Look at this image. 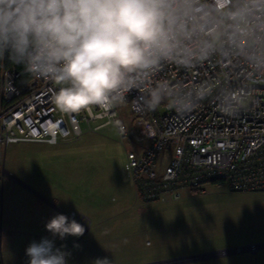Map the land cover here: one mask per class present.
Masks as SVG:
<instances>
[{"label": "clouds", "instance_id": "9594fccd", "mask_svg": "<svg viewBox=\"0 0 264 264\" xmlns=\"http://www.w3.org/2000/svg\"><path fill=\"white\" fill-rule=\"evenodd\" d=\"M4 62L55 85L63 113H108L135 92L131 104L146 113L185 116L208 102L235 119L264 85V0H0ZM45 230L27 264H69L55 241L82 237L84 225L56 213Z\"/></svg>", "mask_w": 264, "mask_h": 264}, {"label": "rangeland", "instance_id": "374dc122", "mask_svg": "<svg viewBox=\"0 0 264 264\" xmlns=\"http://www.w3.org/2000/svg\"><path fill=\"white\" fill-rule=\"evenodd\" d=\"M119 117L132 140L125 145L112 124L57 143L0 144V214L25 228L21 264L30 242L51 238L45 224L56 213L86 229L55 241L69 264H264L263 245L234 249L264 241V190L210 181L141 201L126 158L141 126L127 105Z\"/></svg>", "mask_w": 264, "mask_h": 264}, {"label": "built area", "instance_id": "2783aa9c", "mask_svg": "<svg viewBox=\"0 0 264 264\" xmlns=\"http://www.w3.org/2000/svg\"><path fill=\"white\" fill-rule=\"evenodd\" d=\"M210 73L208 69L191 79ZM17 75L13 65L1 68L3 146L19 141L57 143L79 137L83 129L98 130L110 124L125 145L132 140L127 129L119 131L115 121H121L120 110L127 105L141 126L136 145L126 149L127 169L141 201L177 197L183 188L202 191L201 185L210 181L223 182L229 190H264V85L259 86L250 110L235 119L208 102L185 116L165 108L146 113L131 104L135 92L129 95V103L108 113L94 108L89 115L60 112L52 103L55 85L32 78L17 85Z\"/></svg>", "mask_w": 264, "mask_h": 264}, {"label": "crops", "instance_id": "0c3cea01", "mask_svg": "<svg viewBox=\"0 0 264 264\" xmlns=\"http://www.w3.org/2000/svg\"><path fill=\"white\" fill-rule=\"evenodd\" d=\"M11 221L10 219H6L4 223L2 221V214H0L1 260L2 264H21V254L24 250V237L21 233L24 232L25 228Z\"/></svg>", "mask_w": 264, "mask_h": 264}, {"label": "trees", "instance_id": "16d2710c", "mask_svg": "<svg viewBox=\"0 0 264 264\" xmlns=\"http://www.w3.org/2000/svg\"><path fill=\"white\" fill-rule=\"evenodd\" d=\"M8 65H13V64L8 63V62H4V64L2 66H0V73H1V68L3 66H8ZM13 66L15 67V69L17 70V73H18L17 78L15 80V83L17 85L24 84L28 80L29 77L23 73L21 66H16V65H13ZM212 182H218V181H212ZM191 190L193 191V190H197V189L193 188ZM0 264H2L1 254H0Z\"/></svg>", "mask_w": 264, "mask_h": 264}, {"label": "water", "instance_id": "95a60500", "mask_svg": "<svg viewBox=\"0 0 264 264\" xmlns=\"http://www.w3.org/2000/svg\"><path fill=\"white\" fill-rule=\"evenodd\" d=\"M252 245H254V246H256V245H264V241L261 242V243H257V244L251 243L249 245H242V246H239V247H235L234 249L251 248ZM221 251H225V249H222Z\"/></svg>", "mask_w": 264, "mask_h": 264}]
</instances>
